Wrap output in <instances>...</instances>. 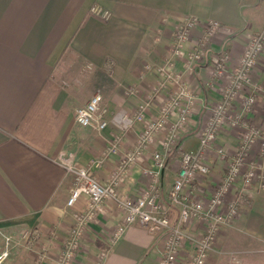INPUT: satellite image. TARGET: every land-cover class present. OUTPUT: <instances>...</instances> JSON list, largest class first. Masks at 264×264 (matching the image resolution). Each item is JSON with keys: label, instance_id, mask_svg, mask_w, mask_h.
<instances>
[{"label": "crops", "instance_id": "0c3cea01", "mask_svg": "<svg viewBox=\"0 0 264 264\" xmlns=\"http://www.w3.org/2000/svg\"><path fill=\"white\" fill-rule=\"evenodd\" d=\"M95 4L109 9L110 18L92 16L89 10ZM189 16L198 24L183 55L175 59L174 70L182 73L195 95L187 117L190 129L180 134L177 147L166 152L163 133L158 134L116 186L123 196H134L154 182L165 201L177 173L179 151L197 148L205 105L220 97L217 84L207 85L211 58L223 48L231 52L229 64L236 63L251 33L264 30V0H0V232L18 241L3 264L56 262L74 214L87 207L84 196L67 206L72 177L59 160L70 157L87 166L108 142L117 141L116 153L91 169L98 181H108L119 159L135 147L138 132L158 116L162 101L173 90L169 85L151 97L160 78L155 69L170 55L176 26ZM211 20L222 29L200 70H187L188 51ZM250 76L264 91V52ZM226 81L224 77L222 83ZM128 89L136 92L127 94ZM96 91L108 109V126L98 131L73 119L74 108ZM148 100L143 118L132 129L122 130L120 117L136 112ZM263 110L260 94L251 116L254 122L262 118ZM176 117L177 110L170 119ZM238 136L225 126L217 143L231 153ZM157 151L165 161L152 178L143 170L152 168ZM208 162L210 173L196 182L195 196L208 197L223 172L213 153ZM240 207L233 222L219 231L206 264H228V253L235 251L246 252L247 264H264V190L253 187ZM98 214L89 223L73 264H156L162 255L160 234L131 224L109 247L108 236L122 213L106 202ZM176 215L172 208V219ZM188 228L194 231L196 225ZM24 232L30 236L22 239ZM3 242L0 235V250ZM104 250L108 254L99 261Z\"/></svg>", "mask_w": 264, "mask_h": 264}, {"label": "built area", "instance_id": "2783aa9c", "mask_svg": "<svg viewBox=\"0 0 264 264\" xmlns=\"http://www.w3.org/2000/svg\"><path fill=\"white\" fill-rule=\"evenodd\" d=\"M89 12L103 20L111 16L109 9L97 4ZM197 24L198 20L189 16L176 26L170 55L163 65L155 69L160 78L151 97L167 91L169 85H172L173 90L162 101L158 116L147 121L138 132L135 147L119 159L120 162L107 182L98 181L91 169L99 168L108 156L116 153L117 141L108 142L101 156L92 159L87 166L80 165L70 157L59 160L65 173L72 177L67 206H73L76 200L84 196L87 207L74 214L73 225L54 264H73L89 223L102 212L106 202H111L122 213L120 222L108 236L109 247L116 244L131 224H136L144 227L150 234H160L162 237V255L156 264H206L209 253L214 250L213 244L219 231L233 222L252 188L264 190V110L259 121L254 122L251 118L257 97L262 94L264 99V91L259 84L252 82L250 76L264 52V30L251 33L235 64H229L232 55L227 49H220L213 54L207 85L217 84L220 97L214 103L205 105L206 111L197 130V148L179 151L177 173L171 183L169 199L165 201L161 198L154 182L134 196H123L116 187L126 170L137 160L139 153L158 134L163 133L161 145L163 152H166L177 147L180 134L190 129L187 117L193 107L195 95L183 79L182 73L174 70V62L183 55V47ZM221 29L216 21L204 23L201 37L188 51L185 60L187 70H200L207 49ZM224 77H227V81L222 83ZM126 92L134 94L136 91L128 89ZM103 99L99 91L90 95L83 104L74 108V122L96 131L107 127L108 109L103 105ZM148 105L149 100L140 104L136 112L124 113L120 117L122 130L135 127L137 121L143 118ZM176 110V120H171L170 115ZM225 126L239 133L238 144L231 153L217 143V137ZM210 153L222 163L223 172L215 180L210 195L203 198L195 196L194 192L196 182L210 173ZM163 156L160 151L154 152L152 168L143 172L152 178L156 177L164 166ZM172 208L177 210L174 219ZM193 224L196 225L194 231L188 228ZM1 236L4 248L0 250V264H3L18 241L3 233ZM29 236L28 232H24L22 239ZM107 254V250L101 251L98 260H103ZM246 258L245 251L228 253L231 264H247Z\"/></svg>", "mask_w": 264, "mask_h": 264}, {"label": "rangeland", "instance_id": "374dc122", "mask_svg": "<svg viewBox=\"0 0 264 264\" xmlns=\"http://www.w3.org/2000/svg\"><path fill=\"white\" fill-rule=\"evenodd\" d=\"M184 21V20H183ZM181 23V22H180ZM177 29V28H176ZM194 30V29H193ZM192 30V31H193ZM176 31V30H175ZM260 31H262V30H260ZM174 35H175V32H174ZM173 40H174V36H173ZM223 49V48H222ZM215 156V155H214ZM0 235H1V233H0ZM15 239V238H14ZM16 240V239H15ZM229 261H227V263H228ZM228 264H230V262L228 263Z\"/></svg>", "mask_w": 264, "mask_h": 264}]
</instances>
